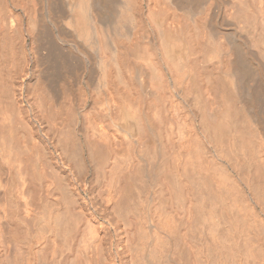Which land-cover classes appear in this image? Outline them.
I'll return each mask as SVG.
<instances>
[{
  "label": "bare ground",
  "instance_id": "6f19581e",
  "mask_svg": "<svg viewBox=\"0 0 264 264\" xmlns=\"http://www.w3.org/2000/svg\"><path fill=\"white\" fill-rule=\"evenodd\" d=\"M0 264H264V0H0Z\"/></svg>",
  "mask_w": 264,
  "mask_h": 264
}]
</instances>
